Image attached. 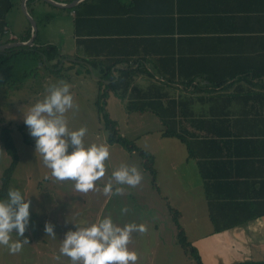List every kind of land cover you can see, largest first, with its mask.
Instances as JSON below:
<instances>
[{
    "label": "crops",
    "instance_id": "crops-1",
    "mask_svg": "<svg viewBox=\"0 0 264 264\" xmlns=\"http://www.w3.org/2000/svg\"><path fill=\"white\" fill-rule=\"evenodd\" d=\"M11 1V42H22L28 27L32 34L24 10L35 22V45L54 46L61 65L80 70L81 84H96V95L108 64L114 75L130 70L138 90L152 86L175 101L178 136L162 137L152 114L157 137L172 143L162 169L163 188L173 191L157 189L162 203L174 197L178 223L202 264H264V215H254L264 211V0ZM5 5L0 0V11ZM39 186L35 181L34 197H42ZM126 187L151 212L147 205L156 200L139 201L137 186ZM211 217L222 231L214 232Z\"/></svg>",
    "mask_w": 264,
    "mask_h": 264
},
{
    "label": "rangeland",
    "instance_id": "rangeland-1",
    "mask_svg": "<svg viewBox=\"0 0 264 264\" xmlns=\"http://www.w3.org/2000/svg\"><path fill=\"white\" fill-rule=\"evenodd\" d=\"M12 24L16 27L15 23ZM12 30L15 34L19 32L14 28ZM8 38L13 39L10 36ZM4 63L11 66L6 69L11 74L6 80H1L6 66L0 68V127L6 125L12 127L11 136L20 158L19 167L17 166L18 169L16 168L9 187L19 188L26 197L28 196L30 223L24 233L28 243L23 244L19 251L10 252L6 246H0V264H71L70 259L59 251L64 233L69 229H74V225L86 226L106 215H110L113 222L120 226L126 223L144 225V231L130 233L127 245L137 254L135 264H196L176 242V228L172 221L175 214L169 211V209L175 210L174 197H169L170 203H162L159 197V193L162 195V192L157 191V189H163L164 192L173 191V188H163L166 172L162 169L167 157L164 148L172 143L166 146L157 137L156 132L160 125L152 113L144 112V115H148L147 118L139 117L138 113L130 115L124 107L122 98L114 93H109L105 102L102 101L108 117L111 116L110 118L116 121L119 134L133 141L149 156L143 158L136 153H127L119 145H110L106 142L107 132L96 112L99 108L96 103L97 86L87 78V81L81 84V77L75 74V72L79 73L78 68L75 66L70 68L63 63L61 74L66 75L59 76L51 67L42 66L36 56L28 54L10 58ZM59 81L68 83L73 95L75 107L65 114L69 129L83 126L87 129L83 137L86 145L106 143L109 146L105 173L94 182V190L88 192L76 191L71 180H57L51 176L40 154L35 152L34 138L28 134V129L23 123V116L31 105L47 94L50 85ZM130 118L131 121H129ZM18 126H22V131L18 129ZM145 131H150V133L144 134ZM25 139L29 143L26 144ZM144 160L150 161L153 165L152 168L155 170L153 176L143 167L142 161ZM8 163L9 158L0 141V179ZM122 163L134 165L140 172L141 180L136 185L140 191V197L143 196L145 199L148 197V201L156 200L151 205H147L151 208V212H147V207L144 203H138L136 197L132 199L129 197L130 190L126 185H116L121 191L108 194L103 193V188L98 186L108 183L111 179V172ZM46 175L47 178H45ZM35 181L40 185L38 191L41 192L39 196L42 197L33 196L36 194L33 189ZM140 197H138L139 201L142 199ZM47 198L60 201L52 203ZM121 207H126L127 212L121 214ZM131 210L135 211V215L128 218L127 213L132 215ZM46 222L53 225L55 236L44 232ZM185 230L188 237H192L195 232L190 227H185ZM12 238L16 239L15 233L12 234ZM131 244L134 245V250Z\"/></svg>",
    "mask_w": 264,
    "mask_h": 264
},
{
    "label": "clouds",
    "instance_id": "clouds-1",
    "mask_svg": "<svg viewBox=\"0 0 264 264\" xmlns=\"http://www.w3.org/2000/svg\"><path fill=\"white\" fill-rule=\"evenodd\" d=\"M70 85L64 81L50 85L47 94L37 100L23 116L28 134L34 138L35 152L40 154L44 166L57 180H71L78 192L94 190V182L105 173V161L109 156L106 143L85 144L87 129H69L65 114L74 109ZM141 180L134 165L121 164L111 172V179L103 186V193H119L114 185L135 186ZM30 201L19 188L9 187L0 196V246L17 252L28 243L24 237L30 223ZM121 214L127 212L121 207ZM144 231L143 224L126 223L120 226L110 215L98 218L86 226L74 225L64 233L60 253L71 264H135L137 254L127 245L130 233ZM44 232L55 236L53 225L44 224ZM15 233L16 239L12 238ZM24 237L23 239H20Z\"/></svg>",
    "mask_w": 264,
    "mask_h": 264
},
{
    "label": "trees",
    "instance_id": "trees-1",
    "mask_svg": "<svg viewBox=\"0 0 264 264\" xmlns=\"http://www.w3.org/2000/svg\"><path fill=\"white\" fill-rule=\"evenodd\" d=\"M6 5L4 10L0 11V46L5 45L12 40L8 39V31L5 29V15L13 6V1L5 0ZM30 36V27H28L25 35L20 36L19 40L22 42L28 40ZM35 39L33 40V45L31 47L19 46L13 47L10 49L0 50V68L6 66L2 73V79L6 80L11 73L6 71L7 66L4 62L10 58L23 55H32L36 56L38 62L42 63V66L51 67L59 76H65L63 71V65L61 61L64 59V56L61 55L54 46H36ZM44 58V59H43ZM43 59V61H42ZM44 63V64H43ZM60 66V67H59ZM96 67V65H93ZM59 67V68H58ZM111 66L106 64L103 68L99 70V79L101 82V88L96 97V103L99 105L97 112V117L99 121L103 124L105 132H107L106 142L110 145L117 144L127 153H136L139 157L149 156L143 150H140L133 141H129L118 132L117 124L111 120L106 112L104 111V102L109 93H114L119 95L123 101H125V106L128 112H149L155 115L161 122L163 130L161 132L162 137H176L178 134L175 130V115H176V106L173 99H169L167 94L161 90H156L154 87H150L146 91H140L135 86H133V75L130 70H122L119 74L114 75L110 73ZM0 69V70H1ZM235 76H231L233 78ZM227 80L213 81L212 83L216 86H222L226 83ZM190 85V83H188ZM104 100V102H102ZM165 101V102H164ZM101 104V105H100ZM18 129L22 131V126H18ZM12 127L10 125L0 127V141L4 148L6 155L9 158V163L7 168L4 170L1 176L0 183V196L5 195L9 185L11 183L13 174L19 163V155L16 149V146L13 142L11 136ZM26 140V139H25ZM24 140V141H25ZM26 144L29 141H25ZM150 161H142V165L145 170L149 171L150 174L154 175L155 170H153V165L148 163ZM152 175V176H153ZM175 215L172 219L174 226L176 228V242L180 247L196 262V264H202L201 259L198 255L197 250L189 243L183 230L181 229L178 220L179 212L177 210H170ZM254 215H264V211L256 212ZM212 225L214 227V232H220L218 227V220L211 217L210 218Z\"/></svg>",
    "mask_w": 264,
    "mask_h": 264
},
{
    "label": "water",
    "instance_id": "water-1",
    "mask_svg": "<svg viewBox=\"0 0 264 264\" xmlns=\"http://www.w3.org/2000/svg\"><path fill=\"white\" fill-rule=\"evenodd\" d=\"M43 1H47L48 3H50L52 5L59 6V5L51 2L50 0H43ZM64 7L69 8L68 6H64ZM23 13L26 16V18H27V20H28V22H29V24L31 26L32 34H31L30 38L26 42H9V43H7L5 45L0 46V50L10 49V48L19 47V46L31 47L33 45V39H34L35 33H36L35 22L26 14V12L24 10H23Z\"/></svg>",
    "mask_w": 264,
    "mask_h": 264
},
{
    "label": "built area",
    "instance_id": "built-area-1",
    "mask_svg": "<svg viewBox=\"0 0 264 264\" xmlns=\"http://www.w3.org/2000/svg\"><path fill=\"white\" fill-rule=\"evenodd\" d=\"M10 38H11V36H10Z\"/></svg>",
    "mask_w": 264,
    "mask_h": 264
}]
</instances>
